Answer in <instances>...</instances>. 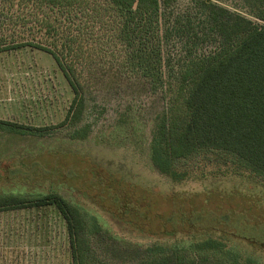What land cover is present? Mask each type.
<instances>
[{
	"label": "rangeland",
	"instance_id": "1",
	"mask_svg": "<svg viewBox=\"0 0 264 264\" xmlns=\"http://www.w3.org/2000/svg\"><path fill=\"white\" fill-rule=\"evenodd\" d=\"M193 1L174 0L166 12L174 14L171 19L186 17L195 13ZM212 1L253 16L251 0ZM97 32L103 35L104 29ZM79 41L86 110L77 126L58 127L73 92L52 55L31 48L0 53V120L42 130L21 135L0 128V194L55 189L82 205L109 232L92 245L109 264H133L155 243L220 235L229 247L264 264V251L236 236L244 227L241 217L264 227V178L231 175L224 165L228 158L219 153L179 161L180 171L196 177L189 181L172 183L158 174L149 145L166 108L163 90L125 73L122 55L111 45ZM163 72L167 83V65ZM23 163L42 169L29 186L17 171ZM66 234L54 207L1 211L0 264H72Z\"/></svg>",
	"mask_w": 264,
	"mask_h": 264
},
{
	"label": "trees",
	"instance_id": "2",
	"mask_svg": "<svg viewBox=\"0 0 264 264\" xmlns=\"http://www.w3.org/2000/svg\"><path fill=\"white\" fill-rule=\"evenodd\" d=\"M173 1L0 0V53L31 48L52 55L73 92L58 127L77 126L86 110L79 40L111 45L122 55L125 73L163 90L166 108L157 116L149 145L158 174L172 183L189 181L196 177L180 171L179 161L219 153L228 158L224 165L231 175L264 178V0H251L252 18L212 0H194L195 13L171 19L174 14L166 11ZM0 128L21 135L42 131L2 120ZM38 170L32 163L17 169L26 186ZM17 191L0 194V212L54 207L66 225L72 264H109L92 246L109 235L98 216L55 189ZM221 220L230 219L222 215ZM243 220L236 236L264 251V227ZM221 238L155 243L133 264H262Z\"/></svg>",
	"mask_w": 264,
	"mask_h": 264
},
{
	"label": "crops",
	"instance_id": "3",
	"mask_svg": "<svg viewBox=\"0 0 264 264\" xmlns=\"http://www.w3.org/2000/svg\"><path fill=\"white\" fill-rule=\"evenodd\" d=\"M66 233H67V231H66ZM66 235H67V234H66ZM67 240H68V249H69L70 245H69L68 235H67ZM69 253H70V251H69Z\"/></svg>",
	"mask_w": 264,
	"mask_h": 264
}]
</instances>
